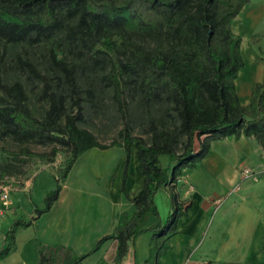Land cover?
I'll list each match as a JSON object with an SVG mask.
<instances>
[{"label":"trees","instance_id":"obj_1","mask_svg":"<svg viewBox=\"0 0 264 264\" xmlns=\"http://www.w3.org/2000/svg\"><path fill=\"white\" fill-rule=\"evenodd\" d=\"M247 1L0 0V140L10 138L18 147L0 167V184L15 161H24L20 156L53 162L60 150L69 154L44 207L26 221L13 220L5 232L0 259L13 252L18 229L51 209L83 151L116 145L125 155L123 193L133 149L143 181L129 197L135 211L120 214L112 234L100 238L91 252L114 238V260L120 264L129 241L149 230L153 238L145 264L159 263L163 244L157 240L175 233L177 219L190 206L189 200H178L181 170L194 168L212 140L228 135L253 136L264 150V79L255 83L246 104L235 84L243 59L231 24ZM249 51L264 62L252 46ZM10 72L38 88L46 106L40 116L29 106L25 83L9 80ZM107 97L122 124L109 144L79 126L88 121V112L102 110ZM137 125L141 132L135 134ZM30 144L51 149L35 152ZM164 186L172 207L168 220L140 228L150 215L159 217L154 195ZM58 248L38 244L37 263L57 264ZM64 252L70 260L73 250ZM85 255L63 264H81Z\"/></svg>","mask_w":264,"mask_h":264},{"label":"crops","instance_id":"obj_2","mask_svg":"<svg viewBox=\"0 0 264 264\" xmlns=\"http://www.w3.org/2000/svg\"><path fill=\"white\" fill-rule=\"evenodd\" d=\"M253 11L247 3L243 6L231 25L235 34L247 31V19ZM262 79L264 62L251 56L249 62L244 61L235 79L237 96L242 104L249 102L255 83ZM102 150L116 154L119 169L105 170V179L98 186L91 181V177H95L86 165L83 166L84 161H80L83 151L70 168L51 209L33 219L26 228L16 231L15 248L0 259V264H38V244L61 247L55 252L57 264L84 254L81 264H115L116 239H107L97 250H91L100 238L112 234L120 214L132 215L135 211L129 197L139 192L143 175L133 149L124 186L126 192L123 193V149L112 145ZM242 167L252 169V174L243 177ZM44 172L33 180L19 176L20 185L10 186L6 192L9 195L7 204L0 191V247L13 220L26 221L34 216V188ZM11 177H7L8 182ZM49 177L50 184L42 190L41 197L53 189L50 173ZM4 186L0 184V190ZM176 186L178 200H189L190 206L177 219L175 233L162 243L157 240L158 244H163L158 264H264V150L253 136L228 135L221 140H212L208 153L194 168L181 170ZM12 192L14 200L11 199ZM22 198L31 203L32 208L25 215L19 204L14 205ZM217 199H221L219 204ZM154 202L159 217L150 215L140 228H149L158 218L163 223L168 220L172 207L167 187H161L155 193ZM152 238V232L144 230L129 241L127 254L120 264H145L151 253ZM64 248L73 250L70 260Z\"/></svg>","mask_w":264,"mask_h":264},{"label":"rangeland","instance_id":"obj_3","mask_svg":"<svg viewBox=\"0 0 264 264\" xmlns=\"http://www.w3.org/2000/svg\"><path fill=\"white\" fill-rule=\"evenodd\" d=\"M246 3L249 5V7L254 8V13L247 19V31L240 33L239 35L235 34L233 31L235 35L240 37V55L242 56L243 63L244 61L249 62L251 56H254L249 51L250 46H252L257 55L264 58V0H248ZM9 50L10 54H12L14 51L13 48ZM7 78H9V80L20 79L25 83L26 92L29 94V106L36 116H40L46 106L45 103L38 98V88H32V86L26 82V79L17 72L8 73ZM104 103L105 105L101 111L96 113L88 112V121L86 123H80L79 126L93 132L101 143L109 144L112 139L117 137V131L122 124L121 120L117 117V111L114 104L111 103V100L107 97ZM140 132V128L137 125V127L134 128V133L137 134ZM0 146L3 148L0 149V167H2L6 160H10L11 156L13 155L12 151H17L18 147L11 141L10 138L0 140ZM50 147V145L42 144L29 145V148L35 152L49 151L51 149ZM68 155L69 154L67 152L65 153V151L60 150L54 157L53 162H48L44 159L35 157L20 156L19 159L24 161H15V166H10V168L7 170V176L12 177L10 182H8V179L4 180L2 184L5 186L1 188L0 191L8 192L11 188L10 186L20 185L21 180H19V176H22V178L24 177V180H33L37 175H39V173L45 171L43 176H40L41 178L34 188V199L32 201L33 205L35 206L33 210L35 215L36 209L44 207L43 199L45 195L41 197V193L43 192L42 190L48 186V184H50V182H48V180L50 181L49 173L53 176L51 183L54 185V189L56 186V179L54 176L57 171L66 164L65 160ZM115 158L116 154L114 152L95 147V149L83 152L81 154L80 161H84L83 166L86 165L85 168H89L90 173L94 175L95 179L97 177L96 180L91 177V181L95 182V184L99 186V184H101L105 179V170H108L110 167H114V170L119 169V164L117 165V160H115ZM161 158L166 161L165 156H162ZM77 171L80 172V170ZM97 172H100L101 174H97ZM65 181L61 182L62 186L64 185ZM13 195L14 193L12 192V200H14ZM18 201L19 203L16 201L14 205L19 204V206H21L20 210H23L24 215L29 213L28 211L32 209L30 208L31 203L29 204L28 201L23 198ZM160 209L161 212H164L163 207H160Z\"/></svg>","mask_w":264,"mask_h":264},{"label":"built area","instance_id":"obj_4","mask_svg":"<svg viewBox=\"0 0 264 264\" xmlns=\"http://www.w3.org/2000/svg\"><path fill=\"white\" fill-rule=\"evenodd\" d=\"M241 170H242L241 172H242L243 177H247V176L252 174V169H250L249 167H242ZM2 193H3L2 196L5 200L4 203L7 204V200H8L9 195L6 192H2ZM220 202H221V199L216 200L217 204H219Z\"/></svg>","mask_w":264,"mask_h":264}]
</instances>
